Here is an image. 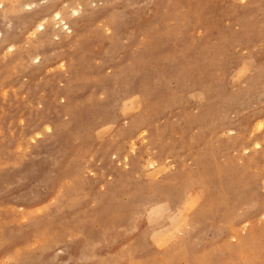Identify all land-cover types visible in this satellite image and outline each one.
Wrapping results in <instances>:
<instances>
[{
	"label": "rangeland",
	"instance_id": "rangeland-1",
	"mask_svg": "<svg viewBox=\"0 0 264 264\" xmlns=\"http://www.w3.org/2000/svg\"><path fill=\"white\" fill-rule=\"evenodd\" d=\"M62 1L0 16V264H264V0L88 1L37 40Z\"/></svg>",
	"mask_w": 264,
	"mask_h": 264
},
{
	"label": "bare ground",
	"instance_id": "bare-ground-1",
	"mask_svg": "<svg viewBox=\"0 0 264 264\" xmlns=\"http://www.w3.org/2000/svg\"><path fill=\"white\" fill-rule=\"evenodd\" d=\"M9 1V0H8ZM39 0H11V6L6 4L7 1H0L2 7L0 8V16L3 17L5 16L8 12L9 9H11L13 6L24 8V9H29L31 11L34 10V12H38L40 11V9L42 8H38V9H33V5H36L38 3ZM89 2H95L96 0H85V3L83 0H78V1H72V0H64L62 1V3L64 2L66 5V7L64 6V8H60V7H55L53 8L50 12L44 13L42 16L40 15V17L35 21L34 24V29L35 32L38 33V38H36L37 40L42 39L41 37L39 38V36H43L45 32H49V28H51L50 30L52 31V34L54 36H57V38H66L67 36H71L73 35L74 31H75V27L74 26L76 24V20L70 18L66 13H70L72 15H77L79 16L80 13L83 11L84 8H86V3L88 4ZM61 5V4H59ZM38 7V6H37ZM43 10V9H42ZM29 12V11H28ZM45 12V10L43 11ZM83 13V12H82ZM11 14V13H10ZM52 18V19H51ZM56 27V28H54ZM5 28V26H4ZM50 31V32H51ZM33 32V30H32ZM1 33V32H0ZM51 34V33H49ZM7 35V34H6ZM5 35V36H6ZM1 36V35H0ZM48 36V35H47ZM34 37V36H33ZM46 37V36H45ZM44 38V36H43ZM51 38V36H50ZM7 39V38H6ZM60 40V39H59ZM62 40V39H61ZM64 40V39H63ZM68 40V39H67ZM11 41V39H10ZM13 41V40H12ZM69 41V40H68ZM39 42V41H37ZM11 43V42H9ZM42 44V42H41ZM2 49H5L6 51H11V53H16L19 51L20 47L18 46L17 43H11L8 44L7 47H2ZM41 49V48H39ZM42 50V49H41ZM41 53L39 52V50H37V48L34 50V52L31 54V57L33 59H37L39 64L41 62ZM63 61V60H61ZM48 123V122H47ZM40 124L37 128L33 131V134L35 135H39L41 133V130L44 131H48L52 129L51 124ZM261 124H259L260 126ZM232 130V128H230ZM234 129V128H233ZM37 130V131H36ZM32 131V130H31ZM31 135V134H30ZM34 137V136H33ZM33 139V138H32ZM253 144V142H252ZM254 145L258 146L259 142H255ZM246 149V148H245ZM34 154V153H33ZM126 155V154H125ZM124 157V156H123ZM60 179V178H59ZM197 192V191H196ZM195 193V192H194ZM200 196V194H199ZM191 203V199L189 200V204ZM262 214L264 215V211H262ZM187 216V215H186ZM186 217L184 216L183 219H185ZM6 221V220H5ZM186 221V220H185ZM13 255V254H12ZM12 258V257H11ZM74 264H77L76 261L73 262Z\"/></svg>",
	"mask_w": 264,
	"mask_h": 264
}]
</instances>
